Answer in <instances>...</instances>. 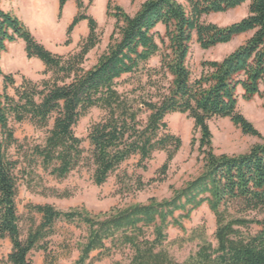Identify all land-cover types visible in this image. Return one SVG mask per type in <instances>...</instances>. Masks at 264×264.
Here are the masks:
<instances>
[{"label": "trees", "instance_id": "trees-1", "mask_svg": "<svg viewBox=\"0 0 264 264\" xmlns=\"http://www.w3.org/2000/svg\"><path fill=\"white\" fill-rule=\"evenodd\" d=\"M68 1L59 0V19ZM1 2L0 57L9 44L22 39L28 58L36 57L45 66L41 81L22 76L19 82L0 66L5 85V89L0 85V240L12 243L11 264H34L30 252L38 248L46 252L44 264H63L60 259L69 258L74 247L79 256L70 264H95L116 250L129 253L125 262L115 264H264V218L250 216L264 209V136L239 110L241 99L264 98V0H187L188 4L146 0L133 15L109 0L107 15L115 19L114 29L91 68L84 64L100 35L97 20L85 12L84 0H75L78 12L67 28L65 44L72 43L81 21L88 22L89 32L78 50L67 55L47 48ZM246 3L248 13L238 21L222 26L207 20ZM241 35H248L242 44L222 59L203 60L200 75L193 76L189 57L195 41L202 49H211ZM157 56L159 65L150 66ZM94 108L101 116L89 127L90 149L85 156L84 139L75 127ZM176 112L192 118L201 134L196 141L203 167L196 177L174 189L169 198L152 197L99 214L85 207L65 211L52 204L33 205L41 222L22 239L17 205L22 168L11 155L20 141L13 120H29L36 128L47 129L43 143L33 147V164L64 179L87 161L94 167V182L102 185L132 158L148 170L160 151L167 158L151 181L164 180L183 145L166 120ZM213 118H230L262 142L245 153L217 154L209 125ZM145 185L138 177L131 188L141 190ZM204 204L216 218V242L205 224L198 225L183 238L197 241L198 249L181 263L168 248V229H184V220ZM60 222L84 226L86 236L76 246L64 240L58 244L60 250H49L47 239L58 232ZM253 226L261 229L252 233Z\"/></svg>", "mask_w": 264, "mask_h": 264}, {"label": "rangeland", "instance_id": "rangeland-1", "mask_svg": "<svg viewBox=\"0 0 264 264\" xmlns=\"http://www.w3.org/2000/svg\"><path fill=\"white\" fill-rule=\"evenodd\" d=\"M23 1L25 5L24 3L20 5L21 19L29 26L40 42L58 54L67 55L78 50L81 39L88 35V23L82 22L80 26H77L74 30L76 31L75 34L74 32L72 34V43L70 45L65 44L67 28L78 12L77 4L71 3L66 8L61 20L57 21L56 0H33L34 5L38 4L39 8L42 7V12H39V14L34 11V6L31 7L26 0ZM108 1L94 0L90 4L89 0H84L85 12L97 20L100 35V43L87 56L84 64L86 68H91L97 63L99 57L106 50L114 29L115 19L107 15ZM112 1L115 5L123 7L133 15L146 0ZM179 1L188 4L187 0ZM247 13L248 4L246 3L228 12L211 14L207 17V20L225 26L242 19ZM159 30L164 33V26L160 25ZM247 37L248 35H241L230 43L220 44L211 49H202L195 41L192 44L189 57V66L193 76L200 75L203 60L222 59L242 44ZM159 63L160 57L157 56L150 61L149 65L158 66ZM0 66L4 72L13 74L18 82L21 81L22 76L34 81H41L44 78V64L36 57L28 58L25 51V42L22 39L8 45L7 51L2 53L0 57ZM125 78L124 80H126ZM0 85L2 89H5L2 78ZM7 91L14 94L13 88H8ZM239 110L264 136V98L257 96L251 101L241 99ZM100 116L101 112L94 108L82 117L75 127L76 134L84 139L85 156H88V150L90 149L87 139L89 127ZM166 120L171 131L180 136L183 141L181 149L170 163L167 177L162 181H151L152 178L158 176L156 172L167 158L166 152L160 151L155 153L153 160L149 163L148 170L138 167L139 159L132 158L125 162L102 185H97L94 182V167L87 161L64 179H57L46 172L39 164H33V147L35 144L43 143L47 129H38L29 120L24 122L13 120L11 124L20 141L18 146L11 148V155L14 159L19 160L22 168L17 197L22 239L25 240L30 230L41 222V215L34 210L33 205L52 204L65 211L76 207H85L91 213L99 214L107 212L113 207L146 203L152 197L158 199L169 198L172 196L174 189L182 187L187 181L196 177L203 167L202 157L198 151V142L196 141L200 138V131L195 129L194 120L184 113H171L166 117ZM209 125L213 133V146L217 154L245 153L255 144L262 142V139L257 136L245 134L230 118H213L209 121ZM193 139L196 141L195 144H192ZM138 177H141L146 185L141 190H134L131 187ZM250 216L263 219L264 209L251 212ZM203 224L207 227L209 238L215 243L216 218L207 204L194 210L190 219L184 220V229L175 226L168 229V248L179 262L183 263L198 249L197 241H188L183 238H186L193 228ZM260 229L261 227L253 226L251 232L255 233ZM85 236L86 229L84 226L60 222L58 223V232L47 239L49 250H60L58 244L64 240L76 246L84 240ZM11 250L12 243L10 239L0 240V264H11L8 259ZM128 253V250H116L110 256L95 262V264L125 262ZM78 256L79 251L74 247L71 256L61 258L60 262L70 264ZM30 258L34 264H44L46 252L39 248L33 249L30 252Z\"/></svg>", "mask_w": 264, "mask_h": 264}, {"label": "crops", "instance_id": "crops-1", "mask_svg": "<svg viewBox=\"0 0 264 264\" xmlns=\"http://www.w3.org/2000/svg\"><path fill=\"white\" fill-rule=\"evenodd\" d=\"M8 1V3H7ZM28 2V4L33 7L34 6V11L37 12V14H39V12H42V7L39 8L38 4L34 5L33 0H26ZM24 1L23 0H2L1 2V6L3 9H5L6 11H11L12 13L18 15V17L21 18V8L20 5L23 4ZM76 4L75 0H69L67 2V4L65 5L64 9H63V14L62 17L64 15V12L66 10V8L70 5V4ZM25 5V3H24ZM29 6V7H30ZM41 11H40V10ZM39 10V11H38ZM76 10V9H75ZM55 12H56V20L60 21L61 19H59L58 14H59V0H56L55 2ZM84 22V23H88L86 20L81 21L77 26H80V24ZM88 30V29H87ZM76 31H74L75 34ZM87 32V31H86Z\"/></svg>", "mask_w": 264, "mask_h": 264}]
</instances>
